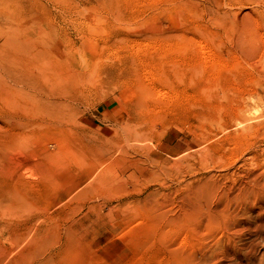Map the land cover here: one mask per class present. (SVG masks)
<instances>
[{
  "label": "rangeland",
  "instance_id": "obj_1",
  "mask_svg": "<svg viewBox=\"0 0 264 264\" xmlns=\"http://www.w3.org/2000/svg\"><path fill=\"white\" fill-rule=\"evenodd\" d=\"M32 34L125 72L99 82L88 68L74 80L71 130L56 133L65 155L54 165L4 136L20 92L0 74V264H185L198 240L186 216L207 173L203 150L230 164L264 147V0H0V54L36 47ZM139 82L149 95L136 104ZM246 118L251 133L234 134ZM136 123L148 139L126 142ZM53 132L26 126L18 140L35 145Z\"/></svg>",
  "mask_w": 264,
  "mask_h": 264
},
{
  "label": "bare ground",
  "instance_id": "obj_2",
  "mask_svg": "<svg viewBox=\"0 0 264 264\" xmlns=\"http://www.w3.org/2000/svg\"><path fill=\"white\" fill-rule=\"evenodd\" d=\"M71 20L73 25L76 26L79 24L73 19ZM241 36L242 37L240 39L242 40L243 36L245 35ZM32 37L33 40H31L30 43L34 46L37 45L36 47L32 49H26L20 53H18L19 51L17 49L12 51V55L0 54V74H2L1 79L5 83L8 79L10 81L9 89H15L16 93L20 92V102L16 101V103H12L11 109L13 112L4 114L5 116L3 119L7 123V127L12 126L10 128L4 129V136H8L10 139H12V141H16V152H19V149H29V147L34 150L38 148L43 153L44 157L48 158V161L52 165H54L55 163L57 164V161L61 158L62 155H65V150L63 149L64 147L62 148L61 146L62 142L59 141V134L56 133L59 132L61 134H65V130H62L63 127L67 128L68 131L71 130L69 124H71L73 118L69 110L73 105L74 100V97H72L74 80L76 78H79L81 72L84 73L85 69L88 68H91L92 72L95 70L94 73L96 74L100 72L98 76L100 77V79H97L99 80V82L102 79L106 80L111 76L116 75L117 73H119V71L125 72V69L122 66L116 70L103 71L102 68H99L100 62H98L97 65V62H95L97 60L93 59L94 57H92V59L90 60V58H88L86 54L75 55L72 52H66L65 55H63L64 51L59 48V41L53 39L51 36H48L46 34L35 36V34H32ZM241 40L240 42L238 40L237 41L240 44L246 41ZM230 42L233 44L232 41ZM239 43H237V45L234 42L235 46H238V48L240 47ZM244 44L246 45L247 43ZM231 48H233V46ZM246 50L252 52L251 48L248 49L247 47ZM240 53L244 52L241 51ZM249 53L247 55H250ZM130 80L128 79L126 80L128 82H126L124 81V79H122V81L125 82L124 85H126V83L128 84ZM133 83L136 84L135 82ZM139 85L140 82L137 83L133 91L134 100L137 99L136 104L145 102L149 95L147 89H144L145 86L142 89L141 85ZM15 99L16 98L14 97L13 100ZM225 100L226 98L224 99V101ZM6 106L9 107L10 105L6 103ZM245 117L246 116H244V118ZM237 122L238 123H236L235 125L240 126L239 130L236 129V131L234 132V134L237 135H243L244 133L246 134V132H248L249 130L251 131L255 126L251 124V122L247 123L248 118L240 119V121L237 120ZM229 125L232 126V124ZM26 126H32L35 130L48 129L51 132L55 130V132H53V136H49L48 138L45 137L40 142L38 141V143H35V145L27 144L23 146L22 142H19L18 138L22 135V128ZM2 131L0 135L3 134ZM224 131H226V129ZM147 133L148 130L144 128L143 125H141L140 123H136L134 124V126H130V128H128L124 140L126 142L133 141L138 142L137 144H140L141 142L139 141L144 140ZM209 135L210 134H207V136ZM146 139L148 138L146 137ZM46 140L47 143L45 145ZM19 143L20 147H18ZM50 144H52L53 146L52 149L50 148ZM127 145L129 146V143ZM141 145L140 147H142ZM129 148H132L131 145L130 147H128V149ZM225 150H223L222 152L223 155L228 154V152ZM253 150L254 151L249 153L251 155L247 154L248 151H244L241 156L236 159L235 162H229L230 164H226V162L228 161H226L225 156H223L222 158L221 154V156L219 155L220 157H218L216 161H213V159L209 157L210 154H215L214 152H216L215 150H212V147L209 146V148H205L203 150L204 154L202 156V164L204 165L203 167H205L204 169L207 173L205 174V176L198 179L196 181V184L194 183L195 181L193 182L194 185L192 184V196L190 197L191 199L188 200L189 211H187L188 213L185 212L188 214V216L186 217H188L189 222H192V224L190 225L191 227L188 226L189 230L193 232L191 234V232L189 231L190 235H193L195 233L198 236H195L198 238V240L194 239L197 241L196 244H193V246L192 244H188L187 241L189 240L185 241L187 242L188 246L191 245L192 247H194L193 249H195V251L193 250L194 252L190 253L187 258H182V256L180 262L183 261L185 264H264V253L262 252L263 246L261 244V241H264V221L262 220L264 219V171L260 169L262 167L261 165H264V147L262 148L258 146V148L256 147ZM32 152L35 153L34 151ZM70 152L72 151L70 149H67V153ZM33 153L32 155L34 156V158L31 160L37 162L40 159V156H37L36 153ZM88 178H91V176H88ZM25 180L23 182H25ZM11 191L13 192V190ZM185 195H189V193ZM9 198L12 201L16 200L11 195L9 196ZM184 200L185 199H183L182 201ZM184 214H182L183 217H185ZM170 221L169 223H171ZM178 221L179 219L177 220V222ZM257 221H260V224H258ZM184 223L179 224L183 226ZM171 229L173 228L171 227ZM174 230H176L175 227ZM175 234H177V232ZM173 237L175 238V236ZM182 237L183 236H181V238ZM186 237L187 236H185L184 238ZM176 241H174V244H176ZM181 241L182 240L180 239V242ZM181 243L184 244V242ZM173 247L175 246L173 245ZM188 251L189 250H187V252Z\"/></svg>",
  "mask_w": 264,
  "mask_h": 264
}]
</instances>
